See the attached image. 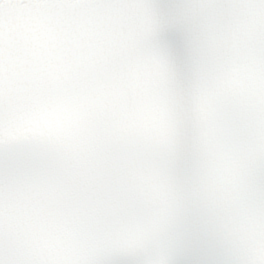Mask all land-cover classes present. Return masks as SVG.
<instances>
[{"label":"snow or ice","instance_id":"snow-or-ice-1","mask_svg":"<svg viewBox=\"0 0 264 264\" xmlns=\"http://www.w3.org/2000/svg\"><path fill=\"white\" fill-rule=\"evenodd\" d=\"M0 264H264V0H0Z\"/></svg>","mask_w":264,"mask_h":264}]
</instances>
